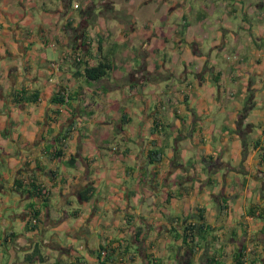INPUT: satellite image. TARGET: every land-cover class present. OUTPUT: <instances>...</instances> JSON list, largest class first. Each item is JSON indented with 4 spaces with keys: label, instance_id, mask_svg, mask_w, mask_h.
Segmentation results:
<instances>
[{
    "label": "crops",
    "instance_id": "crops-1",
    "mask_svg": "<svg viewBox=\"0 0 264 264\" xmlns=\"http://www.w3.org/2000/svg\"><path fill=\"white\" fill-rule=\"evenodd\" d=\"M75 55L110 68L87 82ZM198 220L190 250L171 229ZM240 248L264 264V0H0V264H231Z\"/></svg>",
    "mask_w": 264,
    "mask_h": 264
},
{
    "label": "trees",
    "instance_id": "trees-1",
    "mask_svg": "<svg viewBox=\"0 0 264 264\" xmlns=\"http://www.w3.org/2000/svg\"><path fill=\"white\" fill-rule=\"evenodd\" d=\"M75 56H72V61H74L75 64L82 65V70H81V75L83 78L88 82V81H97L101 77L105 76L107 70H109L110 65L106 60H98L96 64H89L86 61H82L80 59H75ZM85 62V64H84ZM65 92L63 89L58 88L56 93H54L51 97V102L53 103H58L61 104L65 101V96L68 97V94L64 95ZM15 96L13 97V100L15 102H24V101H36L37 100V95L35 93L30 94L28 96L24 95L23 91H16L14 94ZM90 113V110H84V114L88 115ZM160 127V123L157 119H153L152 125L150 127L151 129V134L158 131ZM65 137V133L61 134L59 136L54 137L53 144L46 146L45 151L50 154V157H56L61 154V147L62 145V140L61 138ZM147 156L149 158L150 162H157L160 159V153L157 149L154 150H149L147 152ZM74 162L73 158H69L65 161V164L67 165H72ZM16 186H19L21 184V181L19 179H16L13 182ZM27 186H29L33 191H28V193L33 196H38L39 198H44L43 194L44 192H41V187L35 185L34 183H28ZM90 190V188H87L86 191ZM43 193V194H42ZM166 196H169V193H166ZM82 200H86L88 196L81 195ZM167 201V198H166ZM32 215L34 216L33 218L38 220V211L36 209L32 210ZM199 219L201 220L200 216ZM30 224V223H29ZM181 228L179 231L177 229L172 228L171 231L173 232V237L174 238H179L181 243L188 249L193 250L195 247H198V242L200 240V233H202L205 230V227L202 223V221H184L181 224ZM35 227V224H30L28 228L32 229ZM140 230L138 229L134 232L135 237H138L140 234ZM103 248L98 249V254L97 257H99V251L102 250ZM105 250V249H104ZM24 261H32L34 259H38L39 261L42 260V256L40 255L39 251L34 249L30 253H26L23 257ZM231 264H250L249 262L245 261V258L243 257V249L240 248L239 250H236L234 254L232 255L231 259ZM210 261V259H209ZM212 262V261H211ZM214 263V262H213ZM153 264H159L157 262H153ZM217 264V263H214Z\"/></svg>",
    "mask_w": 264,
    "mask_h": 264
},
{
    "label": "rangeland",
    "instance_id": "rangeland-1",
    "mask_svg": "<svg viewBox=\"0 0 264 264\" xmlns=\"http://www.w3.org/2000/svg\"><path fill=\"white\" fill-rule=\"evenodd\" d=\"M80 4L82 5V2H80ZM225 51L226 50H224L222 52L223 57H224V54H225L224 52ZM54 52L55 51L50 46L42 45L39 48V50H37V51L34 52V55L32 56L33 61H36V64L34 65V67H37V65H38L39 62H42V58H44L45 56H51L52 54H54ZM43 69H44L45 75H47L48 74V70H46L45 68H43ZM25 118H26L25 116H21L19 114V112H16L13 121H11V122H13L12 123V126H16L18 129L20 128L21 129V133H23V134L25 132L27 133V129L25 130V128H29V125H31L33 123V122H29L28 123V121L25 120ZM253 194H254V192H253Z\"/></svg>",
    "mask_w": 264,
    "mask_h": 264
},
{
    "label": "built area",
    "instance_id": "built-area-1",
    "mask_svg": "<svg viewBox=\"0 0 264 264\" xmlns=\"http://www.w3.org/2000/svg\"><path fill=\"white\" fill-rule=\"evenodd\" d=\"M73 6L76 7L77 5L74 4ZM75 59H76V60H77V59H80V57L76 56ZM56 66H57V63L54 62V61H51V62L49 63V67H50V68H54V67H56ZM64 95H66V93H65ZM65 97H66V96H65ZM65 97H64V98H65ZM29 222H30V224H35V223H36V219L33 218V217H31V219H29ZM105 254H106V250L102 249V250L99 251V256H100V257H104Z\"/></svg>",
    "mask_w": 264,
    "mask_h": 264
}]
</instances>
